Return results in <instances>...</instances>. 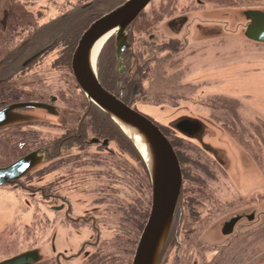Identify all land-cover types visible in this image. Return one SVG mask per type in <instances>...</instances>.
I'll return each instance as SVG.
<instances>
[{
  "label": "flooded vegetation",
  "instance_id": "obj_1",
  "mask_svg": "<svg viewBox=\"0 0 264 264\" xmlns=\"http://www.w3.org/2000/svg\"><path fill=\"white\" fill-rule=\"evenodd\" d=\"M96 1L46 0L44 8L51 9V12L43 8L42 11L46 13H41L40 10L39 15L36 13L29 19L26 17L24 21L10 24L7 22V13L10 10H0L3 18L0 22V111L12 108L9 114L13 116L11 121L8 120L9 122L0 127V169L8 168L31 155L35 159L34 166L24 175L11 183L0 185V192L8 195L9 191L12 192L11 196H14L20 210V213L16 214L17 217L0 232V252L11 254L0 262L37 250L41 260L35 264H112L115 257L110 243L120 235V205L122 202L128 203L126 196L135 193L136 179L146 180L143 165L131 149L132 143L126 137L123 139L118 130L113 129L110 124L112 130L110 129L108 134L99 129H88V126L83 129L90 122V114L99 117L103 123L108 121L106 122L104 111L90 102L78 86L72 71V59L83 33L105 14L91 19L90 22L88 20L79 28L68 61L64 60L68 42L60 35L52 33L63 24L70 25ZM169 2L174 5H168ZM29 3L38 4L35 0H30ZM154 3L152 0L145 10H168L162 22L165 23V31L172 36L162 41L156 40L152 35L153 30H150V38L144 45L138 46L134 30L128 29V47L118 57L113 34L110 37L114 47L113 70L117 74L114 91L99 83L160 128L163 125L135 107L139 99L138 94H144L143 82L146 81L152 91L149 95L146 93L145 97H149L151 103L155 100V105L149 107L167 105V96L163 95L167 92L164 89L163 92L152 90V67L158 63L162 54L173 56L185 51L186 39L182 34L187 24L184 18L180 17L182 13L188 14L191 10L213 4L201 0H162L156 5ZM26 14L28 13H24ZM200 27V24L196 25L195 30H200ZM138 57L144 67L142 77L135 75ZM35 72L38 78L32 81L33 87L27 88L20 84L25 79H30V74L34 77ZM43 75L53 81L45 88L49 93L47 96L40 93ZM23 90L26 93L22 92ZM22 104H37L42 107H15ZM210 109L213 110L212 107ZM41 115L56 120V123L42 120ZM172 126L170 129L173 136L194 142L207 156L213 154L211 148L203 141L207 127L205 122H199L196 118H180ZM42 129H53L54 133L42 134ZM232 132L236 133L234 129ZM236 136L239 140L244 139L238 132ZM91 148L95 150L90 151ZM147 173L152 204V185L148 170ZM51 175L53 176L50 177ZM201 175L207 176V172ZM46 177L50 179L43 181ZM201 185L213 200L209 199L207 204L205 201L189 197L183 199L180 206L182 219H188L200 228L224 209L220 208L222 204H218L207 189L204 177H201ZM14 190L28 192L32 207L35 202L28 223L26 216L21 213L23 203L13 193ZM93 194L95 198H87ZM40 205L44 207V212L36 213ZM186 205H190L194 211L197 207L201 208V205L210 207L204 218L197 213L190 215V209H186ZM60 233L70 240L74 238V242L71 241L65 248H58L55 242ZM186 233L181 225L175 241L172 240L173 234L171 235L157 264H232L227 262L231 256L223 254L231 246L229 244L233 239L232 234L223 235L229 237L227 244L212 248V256L205 258L204 253L211 251L210 248L205 250L207 245L202 247L199 239L201 231L195 234L194 246L189 247L188 256L180 253L176 255L177 245L185 243ZM44 249H47L46 254L50 255L48 258L42 257Z\"/></svg>",
  "mask_w": 264,
  "mask_h": 264
},
{
  "label": "rangeland",
  "instance_id": "obj_2",
  "mask_svg": "<svg viewBox=\"0 0 264 264\" xmlns=\"http://www.w3.org/2000/svg\"><path fill=\"white\" fill-rule=\"evenodd\" d=\"M160 1L162 0H154V5ZM29 2L30 0H0V10H10L7 13L9 24L24 21L26 17L29 19L40 10L41 13H46L42 11L46 0H35L37 5ZM247 8L256 7H218L208 4L204 8L191 10L188 14L182 13L180 17L184 18L187 24L185 28L188 29L182 34L186 39L185 51L173 56L162 54L158 63L152 67V90L161 92L164 89L167 92L163 94L167 96V105L149 107L155 105V100L151 103L149 97H145L146 93L152 92L146 81L143 82L144 94H138L139 99L135 104L139 111L151 115L154 121L164 127L172 128L180 118H196L207 124L203 141L213 154L204 155L201 160L204 165L201 170L204 174L207 172V176L201 177H204L207 189L217 203L222 204L220 208L224 209L203 224L199 239L202 247L207 245L205 250L210 248L211 251L204 253L205 258L211 257L212 248L227 244L229 237L221 234L224 223L241 216L230 244L234 245L236 240L243 237L236 250H243L246 263L250 256L244 240L251 232L264 225V45L251 42L243 35L246 21L241 12ZM44 9L51 12L49 8ZM1 21L3 18L0 15ZM198 24L201 26L200 30H195ZM163 25L165 23L160 22L153 30L154 39L162 41L172 36L165 31ZM148 32L135 33V40L138 41L136 45L147 42L150 38ZM47 61L48 58L45 63ZM43 76L40 93L47 96L49 93L45 88L53 81ZM29 78L20 84L27 88L33 87L32 81L38 78V74L35 72L34 77L30 74ZM22 92L26 93L25 90ZM158 102L161 103L160 100ZM41 119L51 124L56 123V120L44 115H41ZM229 127L238 132V135L244 136L243 142H240ZM41 132L54 133L53 129H42ZM110 146L115 148L113 144ZM94 150L95 148L90 149ZM9 192L10 195L0 192V232L20 213L14 196H11L12 192ZM13 193L23 203L21 213L26 216V221L29 220L35 202L32 207L28 192L14 190ZM87 198L92 200L95 196L93 194ZM229 206L231 207L228 208ZM209 207L201 205V208H195V213L206 218ZM39 208L36 213L44 212V207L40 205ZM251 214L254 219L249 222L247 217ZM71 241L74 242V238L70 240L60 233L55 246L65 248ZM232 245L226 251H230ZM44 250L42 257L48 258L50 255L46 254L47 249ZM9 256L11 254L0 252V260Z\"/></svg>",
  "mask_w": 264,
  "mask_h": 264
},
{
  "label": "water",
  "instance_id": "obj_3",
  "mask_svg": "<svg viewBox=\"0 0 264 264\" xmlns=\"http://www.w3.org/2000/svg\"><path fill=\"white\" fill-rule=\"evenodd\" d=\"M152 0H126L109 13L94 21L81 36L74 51L72 71L78 86L90 102L104 111L128 136L141 155L150 175L152 204L147 223L141 233L132 264H157L173 221L182 185V174L177 156L160 128L138 111L124 104L108 92L98 81L96 63L106 41L115 34L117 56L128 47V29ZM241 15L246 21L244 37L264 45V10L247 8ZM110 33L101 45L93 66L90 63L94 44ZM20 108L42 107L37 104H22ZM14 108V107H13ZM12 108L0 111V127L11 121ZM9 120V121H8ZM126 127L128 132L122 127ZM135 137L143 140L150 149V162L136 144ZM35 159L28 156L5 169H0V185L11 183L34 166ZM254 215L247 217L250 222ZM241 220L240 216L224 223L221 233L229 236ZM41 260L37 250L28 251L0 262V264H35Z\"/></svg>",
  "mask_w": 264,
  "mask_h": 264
},
{
  "label": "trees",
  "instance_id": "obj_4",
  "mask_svg": "<svg viewBox=\"0 0 264 264\" xmlns=\"http://www.w3.org/2000/svg\"><path fill=\"white\" fill-rule=\"evenodd\" d=\"M125 1L126 0H97L92 5V7L82 12L79 17L76 18V20L72 21L70 25L63 24V26H61L60 28H56L55 30H53L52 33H54V35H60L64 41L68 42L67 50L64 51V60L68 61V58L73 51V44H75V39L78 30L80 27L83 26L85 22H87L88 20L90 22L91 19L100 17L103 14L108 13L117 6L123 4ZM201 1L211 3L219 7L245 6L264 8V0ZM168 5L173 6L174 4L171 5V2H169ZM167 13L168 10H144L135 20V22L130 26L129 29H133L134 32L137 34H142L150 30H154L159 25V23L166 18ZM113 49L114 47L112 38H109L102 47L96 63L98 81L110 91H114L115 82L117 79V74L113 70ZM159 52L161 53V50ZM136 61L137 65L135 67V75L139 77L141 75L142 77L144 75L142 74V72L144 71V67H142V61L140 60V57H138ZM103 113L105 115L106 122L108 121L107 123H103L99 117L90 114V122L85 125L83 129H86V126H88V129H99L104 134H108L112 130L110 128L111 125V127H114H112L113 129L118 130V133L123 139L126 137L132 143L128 136L122 132L119 126L105 112ZM228 129L232 131V128L229 127ZM160 130L169 140L177 156L182 174V185L180 192V200L178 202L179 204H177L175 216L171 223L168 235L166 237L159 258H161V255L163 254L172 234V240H176L181 225L183 230L187 232L184 243L185 246L184 244H176L178 246L176 255L177 253H180L185 256H188L189 247L192 248L194 246V236L196 233L198 234L200 231H202V228H200V226H194L193 222L188 219H185L186 221L184 220V218L182 219V212L180 210V206L183 204L182 200L187 199L189 197H194V199L197 198L199 199V201L202 200L206 203L207 201H209V199L211 201L213 200L210 196L206 194V190L204 188L202 189L201 187V174L203 173L201 169L204 166L202 165L201 160H203L204 155L206 154L194 142L190 140H183L177 136H173V132L171 133L170 128L161 126ZM241 141L242 140H240V142ZM246 148L248 149L247 146ZM131 149L135 152L137 160L143 165V173L146 177V180L141 181L139 179H136L135 193L131 196H126V198L128 199V203L122 202L120 205V235L113 239V241L110 243L111 247L114 250L115 257V260L111 262L112 264H131L140 234L148 220L151 205L150 184L148 181V173L145 167V163L133 143ZM185 207L188 210L190 209V215L195 213L194 208H190V205H186ZM239 240L241 241L239 242ZM242 241L243 237L236 240L234 245L230 244L232 245L230 251L223 252L224 255L231 256V259L229 257L227 262H231L232 264L238 262L239 264L246 263V257L243 256L245 254L243 250L241 248L239 250H236V248L240 245ZM244 241L247 242L246 249L250 256V260L246 264H264V225L254 230L253 233L251 232V234H249V236H247ZM183 246L185 247V249L183 248ZM260 252L261 255H259Z\"/></svg>",
  "mask_w": 264,
  "mask_h": 264
},
{
  "label": "bare ground",
  "instance_id": "obj_5",
  "mask_svg": "<svg viewBox=\"0 0 264 264\" xmlns=\"http://www.w3.org/2000/svg\"><path fill=\"white\" fill-rule=\"evenodd\" d=\"M110 33H107L106 35H104L102 38H100L93 46L92 48V55H91V59H90V63L91 65L93 66V63H94V60H95V57L101 47V45L104 43V41L106 40V38L109 36ZM122 127L128 132V130L126 129V127H124L122 125ZM135 141H136V144L138 145V147L140 148V150L143 151V155L145 158H147L150 162V154H151V151L150 149H148V147L145 145V143L143 142L142 139H140L139 137H135Z\"/></svg>",
  "mask_w": 264,
  "mask_h": 264
}]
</instances>
